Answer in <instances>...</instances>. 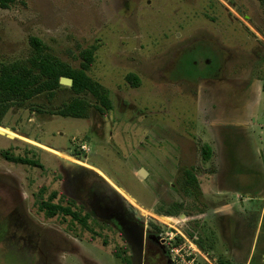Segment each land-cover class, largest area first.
<instances>
[{"label": "rangeland", "instance_id": "374dc122", "mask_svg": "<svg viewBox=\"0 0 264 264\" xmlns=\"http://www.w3.org/2000/svg\"><path fill=\"white\" fill-rule=\"evenodd\" d=\"M32 37L75 69L82 52L93 49L87 74L107 90L112 108L100 113L87 94L89 114L64 117L59 110L75 95L62 90L50 100L19 103L3 117L0 131L15 138L0 134V178L11 175L30 221L20 227L19 217L9 216L12 198L0 197V264H127L132 254L114 225L89 216L83 226L69 215L48 217L39 209L53 191L63 196L61 165H81L100 176L165 247L184 243L181 233L200 242L212 259L244 264L225 254L235 240L243 252L252 247L258 261L264 260L263 158L251 142L241 158L246 166L231 165L236 178L220 174L223 183L248 190L252 200L225 195L217 165L202 159L198 134L205 131L200 93L211 106L209 95L234 92L235 80L245 81L252 71L264 80V63L258 65L264 57V0H15L8 9L0 7V67L26 61ZM130 74L140 79L138 87L129 82ZM252 115L256 147L264 152V116ZM4 153L42 167L12 163ZM185 169L208 189L185 193L179 181ZM6 215L15 223L6 224ZM5 233L15 238L13 250L1 240Z\"/></svg>", "mask_w": 264, "mask_h": 264}, {"label": "trees", "instance_id": "16d2710c", "mask_svg": "<svg viewBox=\"0 0 264 264\" xmlns=\"http://www.w3.org/2000/svg\"><path fill=\"white\" fill-rule=\"evenodd\" d=\"M14 2L15 0H0V7L8 9ZM30 43L33 47V52L26 61L3 64L0 67L1 127L3 117L13 106L40 96H48L50 100L62 90H69L75 95L59 110L64 117L85 118L91 108L90 102L84 97L87 94H90L95 99V107L100 113L104 114L105 111L112 108L107 90L87 74L94 62L93 49L82 52L81 66L75 69L46 52L40 39L32 37L30 38ZM61 77L71 78L73 80L72 86L69 88L62 87L59 83ZM128 80L134 87L140 85V79L134 74H130ZM4 156L15 162H27L22 157H14L9 155V153ZM201 156L204 162H208L211 159L212 148L208 144L202 146ZM179 181L185 193H189L190 189H195L198 192L201 189L196 175L190 169L183 171ZM39 209L44 211L48 217L69 215L72 220L78 221L83 226L87 225V216H81L78 209L72 211L70 207L64 206L62 203L44 202ZM176 214L169 213L172 216H176ZM197 244L203 249L200 242ZM151 250L147 251L145 264H153L154 257L159 260L158 264L170 263L169 259L167 260L168 255L165 257L158 249ZM150 251L152 253L148 256ZM222 262L230 264L229 261ZM127 264H131L130 258L127 259Z\"/></svg>", "mask_w": 264, "mask_h": 264}, {"label": "crops", "instance_id": "0c3cea01", "mask_svg": "<svg viewBox=\"0 0 264 264\" xmlns=\"http://www.w3.org/2000/svg\"><path fill=\"white\" fill-rule=\"evenodd\" d=\"M244 80L249 81L248 78ZM245 81L244 83H242L241 81V83L235 82L234 84L235 86H242L247 83ZM263 86L264 80L255 77L254 81L251 84V87L249 88V91L247 90V92L244 94L228 93L217 95L216 98L209 95L211 98V100L209 99V103L211 104V106L205 105L204 93L199 94V108L203 110L201 119L202 124H204L205 131L202 133L201 130H198V134L200 138H203V145L208 144L212 148L211 159L215 163V165H217L219 173L217 174V177L220 182L219 188L223 189L222 192L225 195H240L246 197L247 200H252L248 190L232 182L227 184L224 181V184L223 176L220 177V174L225 175V172L229 170L231 165H236L235 163L246 166V160L245 162H243L241 158L245 159L246 146L251 142L254 144V148H256L255 152H258L259 158L262 157L264 160V152L256 147L255 128L250 123V119L253 116L252 114H254L255 112H259V115L264 116V107H261L264 104ZM257 109L259 110L257 111ZM207 117L209 118L207 119L209 123L211 122L210 125L206 124ZM262 132H264V128H262L261 133ZM236 176L237 174L233 175L232 178L235 179ZM208 186L209 185L205 183H200V187L204 192L205 189H208ZM235 199H237V197ZM229 206L231 209L234 208V210H237L235 204H230ZM263 217L264 202L262 204V214L260 215V222H264V220H262ZM2 236L3 238H1V240H3L4 242L8 240L9 249L13 250L12 239L15 238L10 237L8 233H5ZM230 244L232 247L230 250H226L225 254L231 257L237 263H241L238 260L242 259L244 260V263L251 259L254 264H257L259 262V256L258 254L256 256L253 255L252 247L249 252H243L240 248L239 243L235 240H233Z\"/></svg>", "mask_w": 264, "mask_h": 264}, {"label": "flooded vegetation", "instance_id": "af4514ba", "mask_svg": "<svg viewBox=\"0 0 264 264\" xmlns=\"http://www.w3.org/2000/svg\"><path fill=\"white\" fill-rule=\"evenodd\" d=\"M261 61L263 64L264 63V57H261L259 59L258 65H260ZM260 66H258V70H259ZM220 72H221V70H219V73ZM253 74H254L253 71L251 73H249L248 79L250 82L245 81V82H247L246 84H244L242 86H236L237 90L234 89V92H231L229 90L230 93L244 94L247 92V90L249 91V88L251 87V84L255 78L253 76ZM204 77H207V76L205 75L202 78H204ZM222 79H224V78H222ZM222 79L220 78L217 81V83H220L222 81ZM235 82H237V81H235ZM242 83H244V81ZM242 88H244L243 91H240V89H242ZM218 95H223V90H221L218 93ZM5 154L6 153H4L3 156ZM22 158L24 160H26L27 162H15V161H12L10 159H7L4 156V159H6L12 163H15V164H25V165H30V166L32 165V166H35L38 168L42 167V165L39 162L34 161L33 159H30L27 157H22ZM235 164H237V163H235ZM236 166L237 165H234L233 169ZM230 169H232V168L230 167L229 170H227V172L229 174L228 177L229 176L232 177L233 175H236V173L233 174L234 171L230 175V172H231ZM61 172L63 173V177L61 178V182H62V185L64 186L62 194H63V196L65 195V197L59 196L58 193H56V191H53L47 200L41 201L40 205L44 202L52 201V203H55L56 200H59L57 203L63 204V202H64L66 204L64 206L70 207L72 209V211H75L78 209L84 217L87 216V218H88L89 216H92L100 222L110 223V224L114 225L118 230H119V228L117 227V221L116 220H118V221H122L123 219L132 220V221H136L137 223L144 226V224L136 218V214L131 209V207L125 203V200L118 193H116L111 187H109L101 178H99L90 169H87L86 167H83L81 165H79V166H77V165L72 166L71 165L69 167L65 166V165H61ZM10 179H11V175H8V177L4 176V177L0 178V197H3V198L9 197L10 200L12 198V201L14 203V207L12 208V213L9 216H11V215L12 216L13 215L18 216L19 218H17V219L19 220V222H18L19 226L20 227H27L30 219L27 216V209L25 208V200H21L22 198L19 195V193L17 192L18 189H17L16 185H12L10 182ZM228 183H230V182L227 181V184ZM263 188L264 187L260 188V191L263 190ZM41 192H43L42 188L40 189L39 196H40ZM15 197H16V199L14 200L13 198H15ZM50 198H52V199L50 200ZM260 199L264 202V200H263L264 198L263 199L260 198ZM105 210H107L114 217V219L111 220L110 222L101 221L96 216L97 212L100 214H103L105 212ZM130 213L134 214V216L131 218L128 217V215ZM261 214H262V210H261L260 215ZM6 217L8 218L7 221L4 220L6 224H8L7 222H10V224H11V222H12V224L15 223V222H13V220H14L13 218H9L7 215H6ZM15 221H17V220H15ZM247 222L250 223V221H248V220H247ZM236 223H237V221H236ZM256 225L257 226L255 229V233H256V230L258 228V222ZM145 229H146V227H145ZM158 237L159 236H158L156 230H154V231H150V230L147 231L146 230V240L144 243V246H145L144 262L146 259V252H147L148 248H151L152 250L158 249L161 253L164 254L165 257H167L168 253H167V250L165 247L164 239L162 240V242H160L158 240ZM127 246H128V244H127ZM128 248H129V246H128ZM129 250L131 252L130 248H129ZM131 254H132V252H131ZM167 260H168V257H167Z\"/></svg>", "mask_w": 264, "mask_h": 264}, {"label": "water", "instance_id": "95a60500", "mask_svg": "<svg viewBox=\"0 0 264 264\" xmlns=\"http://www.w3.org/2000/svg\"><path fill=\"white\" fill-rule=\"evenodd\" d=\"M59 83H60V85H63L66 87H71L73 84V80L71 78L61 77ZM9 138L14 139L13 137H9ZM139 174L142 177H146L147 171L145 169L141 168L139 170ZM112 189L116 193H118L116 191V189H114L113 187H112ZM125 203L128 206H130V204L127 201H125ZM96 216L99 220L106 221V222H110L111 220L114 219V217L107 210H105V212L103 214H100L97 212ZM133 216H134L133 213H130L128 215L129 218H131ZM180 217L185 218L186 216L182 214V215H180ZM116 221H117V227L119 228L120 233L122 234V236L124 237L125 241L127 242L128 246H129V248L131 249V252H132V255L130 257L131 264H144V258H145L144 243L146 240L145 226L137 223L136 221L127 220V219L126 220L123 219L122 221H118V220H116Z\"/></svg>", "mask_w": 264, "mask_h": 264}, {"label": "built area", "instance_id": "2783aa9c", "mask_svg": "<svg viewBox=\"0 0 264 264\" xmlns=\"http://www.w3.org/2000/svg\"><path fill=\"white\" fill-rule=\"evenodd\" d=\"M180 236L184 240V243H170L168 247H166L168 259L171 264H226L221 260L210 258L206 251H204L196 242L188 240L185 235L180 233ZM258 263L264 264V260ZM244 264L254 263L251 259Z\"/></svg>", "mask_w": 264, "mask_h": 264}, {"label": "bare ground", "instance_id": "6f19581e", "mask_svg": "<svg viewBox=\"0 0 264 264\" xmlns=\"http://www.w3.org/2000/svg\"><path fill=\"white\" fill-rule=\"evenodd\" d=\"M0 133H1L2 135H4V136H7V137L9 136V137H13V138H15L13 135L6 134V133H4V132H2V131H0ZM95 171L98 172V173L102 176V174H101L98 170L95 169Z\"/></svg>", "mask_w": 264, "mask_h": 264}]
</instances>
